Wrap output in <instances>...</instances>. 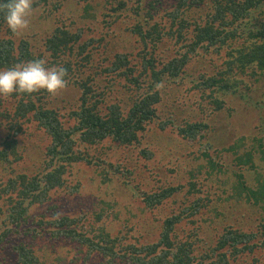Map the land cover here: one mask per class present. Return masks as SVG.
Instances as JSON below:
<instances>
[{
  "label": "trees",
  "instance_id": "1",
  "mask_svg": "<svg viewBox=\"0 0 264 264\" xmlns=\"http://www.w3.org/2000/svg\"><path fill=\"white\" fill-rule=\"evenodd\" d=\"M50 1L54 0H33L32 11L40 6L51 5ZM6 2L0 0V3ZM65 2L70 8H73V4L82 6L87 13L93 8L91 0H60V6ZM107 2L111 5L110 16H115V19L109 22L107 11L103 12L104 40L98 46L106 49L105 61H112L105 69L106 84L102 87L99 83L95 87L92 82L80 77L88 58L71 52L79 38L69 30L58 27L46 39L47 59L44 55L43 58L35 57L24 38L19 40L18 47L14 37L0 39V70L9 69L18 63L43 59L46 67H65L68 86L80 89L77 110L70 117L74 122L72 127H66L57 112L45 106L42 98L49 94L45 90L30 95L14 93L0 98V119L5 120L7 128L15 129V133L6 134L11 140L3 138L0 142V199L8 196L6 201L11 204L4 221L0 220V250L10 243L12 252L17 255L16 264H45L33 248L35 239L41 236L47 241L54 239L56 242L65 240L68 244L77 243L79 249L87 248L93 260L104 261V264H118V258L127 264H233L242 254L264 251V247L256 246L264 244V215L258 226L261 236L259 232L236 227L232 222L236 218L232 207L236 204L264 209V179L261 182L259 179L256 187L248 183L251 173L261 175L257 158L264 160V141L255 140L258 145L256 142L250 144L249 139L252 137L248 134L237 138L224 150L215 148L209 140L199 143L195 147L199 152L194 153L197 163L188 171L190 180L186 191H183L182 185L161 180H158L161 184L151 191L140 190V183L135 185L138 189L135 196H141L144 206L152 209V212L160 210L169 201L176 203V194H182L186 199L191 197L190 201H186L187 206H178L179 213H155V229L158 233H148L146 236H150L151 240L141 245L128 243L127 238L135 233V227L125 233L123 229L129 225H124L115 233L107 226L112 223V219L120 225L123 220L127 222L134 217L133 213L128 212L129 217L123 218V207L131 204H123V199L119 201L109 191L103 197L99 189L104 199L93 201L91 209L80 215L65 214L58 211L56 205H48L53 200L52 194L65 188V174L69 172V165L92 163L83 146L97 147L106 141L114 144L110 149L119 146L128 148L135 143L142 146L143 137L139 134L156 122L165 93L172 88L170 82L180 78L179 83L184 86L188 67L195 59L208 57L213 69L201 71L190 86L182 88L181 97L192 101L199 110L192 117L189 115L178 122V126L175 125L182 138L192 142L204 140L211 126L210 119L229 107L227 97L231 93L250 92L251 96L256 90L260 97L257 102L264 107V0H177L174 4L168 3V0L165 3L163 0ZM128 5L136 23L129 27L125 20L122 21V34L137 38L134 40L137 47L131 54L141 57L142 68L139 70L135 67L131 69L127 54L110 49L112 27L130 11ZM202 7L204 13L193 16L194 8ZM4 15L0 12V36L7 28ZM161 42H171L166 47H174L171 57H163L165 47L160 45ZM139 44L143 45L142 49L136 52ZM149 44H153V48L151 46L149 49ZM79 48L81 53L86 51L85 46L80 45ZM16 50L18 54L15 55ZM116 83L122 87L118 88L119 93H124L128 100L126 106L113 96ZM158 84L162 87L158 88ZM100 88L101 93L98 92ZM10 102L13 107L9 105ZM204 104L205 110L201 109ZM189 118H198V122H190ZM172 120L169 118L168 122L164 121L160 126L168 128ZM5 122L0 120V125ZM22 124L43 133L47 139L45 160H42V167L35 174L17 170L23 162L19 160L25 159V155L19 152V139H15V136L24 132ZM29 134L34 136L36 133ZM227 154L230 157L228 164L225 162ZM153 155L150 152L148 157ZM230 164L239 169L237 174H233ZM122 178V183L128 184L127 178ZM103 181L108 187L117 183L110 178L108 168ZM213 198H218L216 206H212ZM34 204L45 208L48 205L46 212L52 210L53 218L35 214L37 223L33 222L28 230H19L20 225L30 226L26 215ZM223 204L230 206L231 211L223 212ZM211 209L218 216L207 217L208 220L206 211ZM4 213L0 206V214ZM142 214L148 213L143 211ZM222 220H225L223 224ZM7 221L15 229L3 230L2 225ZM205 228L214 233L206 241L202 234ZM197 230H201V237ZM12 231L18 234L14 235ZM140 237L145 238L142 234L139 237L135 235L139 243ZM199 248H202L200 252Z\"/></svg>",
  "mask_w": 264,
  "mask_h": 264
},
{
  "label": "rangeland",
  "instance_id": "2",
  "mask_svg": "<svg viewBox=\"0 0 264 264\" xmlns=\"http://www.w3.org/2000/svg\"><path fill=\"white\" fill-rule=\"evenodd\" d=\"M59 1L60 0L50 1L51 5L40 6L38 9L32 11L29 17V28L19 34H14L13 36L7 26L4 30L5 32L0 36V39L14 37L13 40L15 39L16 47H18L19 40L24 38L28 41V49L35 57L41 56L43 58L44 55L47 59L49 53L45 51L46 39L51 37L54 30L58 27L63 30H69L79 38L71 52H73L74 55L78 54L81 55V57L88 58L80 77L92 82L95 87L97 83H99L100 86H104L106 84L105 77L107 73L105 69L112 60L105 61L106 55L104 51L106 49L100 48L98 44L102 43L104 40L103 12L107 11L109 22L115 19V16H110L111 5L107 0H91L93 8L89 10L90 13H87L82 6L73 4V8H70L66 5V2L64 5L60 6ZM163 1L164 3L166 2V0ZM176 1L177 0H168V3L174 4ZM206 1L208 0H205V2ZM130 6H132V3H130ZM204 7L201 9L194 8L193 16L196 17L200 13H204ZM130 8L131 7H129V9ZM140 18H142V16H140ZM124 20L129 27L136 23V18L132 15L131 9L125 14L123 19L112 27L113 34L111 36L110 49L114 48L123 54H127L130 64L132 65L131 69L135 67V69L139 70L142 68L141 57L137 54H131L137 47L134 41L137 38L122 34V30L124 29V23H122V21ZM130 32L132 33V30ZM92 37L93 39L91 42H88ZM170 43L167 42L163 44L161 42L160 45L165 47V51L162 52L163 57H171L173 55L174 47L166 49ZM80 45L86 47L84 53H81V50L79 51ZM142 46V44H139V49H137L136 52L141 50ZM148 46L149 49L151 46L153 48V44H149ZM160 49L162 48L160 47ZM16 54H18V50L15 51V55ZM212 69L213 67L209 58L200 57V59H195L188 67V74L185 75L186 80L184 86L180 85V78L170 82L172 88L165 93V98L161 102L156 122L151 123L146 127L144 132L139 134L141 138L143 137L142 146L135 143L128 148L119 146L110 149L114 144L109 141L97 147L83 146L82 149L84 151L86 149L92 163L69 165V172L65 174L67 179L66 185L64 186L65 188L59 189L57 193L52 194L53 200L48 205H56L58 207L57 210L63 211L65 214L80 215L83 212L87 213L91 209L93 201L104 199V193L109 191V193L117 197L119 201L122 199L126 201H123V204H131V206L126 205L127 207H123L125 208L123 218L127 219L129 217L128 212L133 213L134 217H131V220H127V222L123 220L120 225L112 219V223L107 224V226L112 228L115 233L122 229L124 225H129L128 228L123 229L125 233H128L132 227H135V233L130 234V238H127L128 243L141 245L143 242L151 240L150 236L146 235H148V233L149 235H151V233H158L155 229V213L162 211L165 212V215L171 214L173 211L179 213L178 206H180V208L187 206L186 201H190L191 197L186 199L183 198L182 194H176V197H178V201H176L177 204L173 201H169L165 203L160 210L152 212L150 211L152 209L144 206L141 196H135L138 190L135 186L136 184H141L139 186L141 187L140 190L151 191L152 188L161 184V182H158V180H161L172 185H182L183 191H186L188 188V181L190 180L188 171L197 163L194 160V153L199 152V150L195 148L199 143H204L209 140L215 148H222L224 150L233 144L237 138L247 134L252 137L249 139L250 144H255L256 142L258 145L255 140L264 141V130L262 129V125L264 124V107L257 102L260 97L256 90L251 96L250 92L231 93L230 96L227 97L229 107L219 111L210 119L211 126L208 128L204 140L192 142L189 139L182 138L177 132V127H175V125H177L178 122H181L189 115L192 117V115L199 111L192 101L185 100L184 97H181L183 92L182 88L187 85L190 86V83L196 79L195 77H197L201 71H212ZM121 81L124 82L123 80ZM122 86L124 87V84ZM119 87L122 88L116 83L113 96H115L116 100L120 101L123 106H126L128 100H126L124 93H119ZM100 91H102L101 88L98 92L101 93ZM241 91L243 90H240V92ZM79 97V88L67 86L55 96L46 94L42 99L49 110L53 109L57 112L66 127H72L74 122L70 117H72L73 112L77 110ZM0 98H3V96H0ZM28 100L29 98L26 102ZM9 105L13 107L12 102H10ZM201 109L205 110V104ZM169 118L173 120L168 124V128L161 127L160 124L164 121L168 122ZM197 119L198 118H189L190 122H198ZM0 120L1 122H5V120ZM5 125L6 122L0 125V142L3 138H9L11 140V137H8L6 134L11 135L15 133L14 128H7ZM23 128L24 132L22 131L20 135L15 136V139H19L18 147L20 154L23 156L25 155L24 160H19L23 162L17 170L35 174L42 167V163L45 160L44 152L47 139L43 133L36 132V130L29 125H23ZM163 129L166 130L163 131ZM29 133L36 134L32 136ZM41 138L43 139L40 140ZM150 152L154 153V155L149 158ZM12 159L14 160V158ZM105 161H107V164H105ZM225 162L226 164L230 162L228 154L225 158ZM257 164L260 167L259 171L261 175L257 176L255 173H251L248 178V183L253 187L258 186L259 179L260 182L264 179V160L258 157ZM230 167L232 168L233 174L239 172V169L235 165L230 164ZM107 168L110 171V178L117 181V183H113L110 187L103 181L107 174ZM122 177L127 178L128 184L122 183ZM99 189L103 197L100 196L98 192ZM78 190H80L79 193L77 192ZM2 197L3 200L0 199V206L3 207L5 213L0 214V220L4 221L6 218L5 214L8 213L11 204L6 201L8 196ZM217 204L218 198H213L212 206H216ZM229 207L230 206L223 204L221 209L223 212L225 210L231 211ZM46 208L36 204L31 206L26 215V218L30 222V226L20 225L19 230L22 228L28 230L29 227H32L33 222L37 223L36 221L38 220L35 218V214H45L48 219H52L53 217L51 215L53 211L46 212ZM232 210L236 215V218L232 220L233 225L246 231L259 232L258 226L264 215V209L236 204L235 207H232ZM143 211H146L148 214L143 215ZM206 212V218L218 216V213L213 209L207 210ZM198 217L200 218V215H198ZM226 220L228 222L230 221L229 219ZM224 221L225 220H222V224ZM92 222L94 223L93 220ZM8 228L15 229L13 224L9 221L2 225L3 230ZM188 228L191 227L188 226ZM194 231H196V229ZM210 231L205 228V232H202L204 241L211 239L214 233ZM12 234L17 235L18 232L12 231ZM140 234L145 236V238L140 237L141 240L139 243L135 240V235L139 237ZM258 235L261 236V232H259ZM199 237H201V230L199 232ZM64 241L65 240H60L56 242L54 239L47 241V239H43L39 236L35 239L33 248L41 255V261L45 264H104V261L98 262L93 260L92 256L88 255L89 253L86 247L79 249L77 243L70 242L68 244ZM51 242H53L54 245H52ZM256 246L263 248L264 244H257ZM201 250L202 248H199L198 252ZM16 259L17 255L12 252L10 243L4 250H0V264H16ZM117 260L118 264H127V262L120 258ZM233 264H264V251L258 250L255 253L242 254L236 258Z\"/></svg>",
  "mask_w": 264,
  "mask_h": 264
},
{
  "label": "clouds",
  "instance_id": "3",
  "mask_svg": "<svg viewBox=\"0 0 264 264\" xmlns=\"http://www.w3.org/2000/svg\"><path fill=\"white\" fill-rule=\"evenodd\" d=\"M33 0H7L0 3L8 28L19 34L29 28ZM67 69L63 66L46 67V61L36 59L22 62L9 69L0 70V96L14 93L33 94L41 90L55 96L68 86ZM162 87L161 84L157 85Z\"/></svg>",
  "mask_w": 264,
  "mask_h": 264
}]
</instances>
